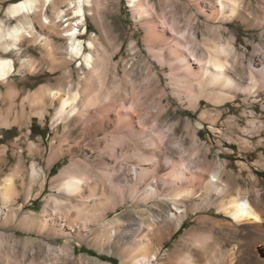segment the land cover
<instances>
[{"label": "bare ground", "instance_id": "obj_1", "mask_svg": "<svg viewBox=\"0 0 264 264\" xmlns=\"http://www.w3.org/2000/svg\"><path fill=\"white\" fill-rule=\"evenodd\" d=\"M127 1L129 31L118 15L99 14L96 0H66L70 15L62 28L64 10L53 9L52 16L42 12L53 0L7 5L0 19V82L23 72L53 76L58 83L21 98L29 112L20 110L17 117L24 129L20 137L28 140L32 116L41 124L49 119L53 130L47 145L41 136L27 141L28 173L32 179L44 177L34 197L51 167L68 162L50 178L53 192L34 215L23 212V205L11 208L18 194L10 174H3L7 152L0 147V231L15 217L19 228L41 237V246L46 238L64 237V245L70 238L85 239L122 264H264V192L258 177L244 161L234 169L219 152L211 165L201 163L202 144L189 152L175 137L178 122L160 120L165 111L179 113L174 102L182 108L186 101L192 111L201 99L211 102L217 106L213 123L239 98L260 101L264 108L262 46L255 45L247 60V82L237 72L231 34L215 48L199 37L201 22L226 30L232 20L260 27L264 34V18L253 15L246 0H158V8L153 0ZM87 17L97 31L87 30ZM74 75V86L64 81ZM6 112L0 107V129L10 127ZM247 114L255 117L253 111ZM185 125L193 124L186 119ZM108 128L110 134L100 138ZM260 159L254 164L264 169V155ZM111 181L120 187L117 192L110 191ZM128 200L164 204L161 223H121L118 215L109 217ZM186 221L191 223L181 235L183 249L163 250Z\"/></svg>", "mask_w": 264, "mask_h": 264}, {"label": "rangeland", "instance_id": "obj_2", "mask_svg": "<svg viewBox=\"0 0 264 264\" xmlns=\"http://www.w3.org/2000/svg\"><path fill=\"white\" fill-rule=\"evenodd\" d=\"M16 1L19 0H0V19H4L7 5ZM153 1L157 8L160 7L158 0ZM53 2V6L44 5L42 12L45 15L52 16L54 14L52 12H55L53 9L64 10L62 13L64 17L60 28L65 27V24L68 22L64 20L70 15V10L67 9L65 3L66 0H53ZM164 4L165 6L171 5V3L167 1ZM245 4L251 12L253 11V15L264 18V0H246ZM96 7L101 15H118L116 17L120 18L126 31H129V27H132L130 19L131 11L127 0H96ZM116 17L115 19L112 17L109 19H113L114 22H117L115 21ZM85 21L89 32L90 30L97 31L96 27L88 17ZM199 29L200 39H205L207 43L211 44V48H215L214 46H219L220 44L223 45L227 37L230 34L232 35V41L236 48V54H232V57L235 59V65L238 70L237 72L243 80L248 82V75L245 68L247 60H249L256 51L254 50L256 49L255 45L262 46L264 50V34L261 33L262 29L260 27L247 28L237 20L228 22L226 24V30L215 28L214 25H206L203 22H201ZM212 29H216L215 32ZM124 41L123 48H125L127 42L126 40ZM198 51L202 54L205 53V46H199ZM15 66L18 67V61H15ZM23 74V72L17 73L10 77L6 82H0V107L4 106L7 111L6 113H9L10 115V117L8 115L10 127L0 129V147L5 146L7 152V163L4 166L3 174H10L9 177L11 176L10 179H12L15 187V194H18H16V201H14L11 208L13 206L16 208L19 205H23V212L28 211L37 215L46 205V200L49 198L50 192H53L49 183L50 178L58 172L59 168L67 164L68 161L66 158L64 161H60L51 167L50 171L46 174L41 193L34 197L39 191L44 177H42V175H37L32 179L28 173L30 158L26 151L27 141L32 140L34 142L36 141V138L41 136L44 139V144L47 145L53 134V130L50 127L49 119L41 124L37 117L32 116L27 121V125L30 129L29 138L27 140L20 137L24 129H20L19 123H21V120L17 117L21 112L25 111V114H28L29 112L27 103L21 100L25 93L28 92L33 94L43 85L53 88L58 86V83L52 79L53 76L47 75L46 77H43L32 73ZM72 77L65 78L64 81L67 80L74 86L76 83V77L75 75L73 78ZM253 95L254 94L251 95V98H253ZM234 104L236 105V110L232 107L233 105L231 103H228L225 106L228 108V111L223 112L218 120L213 123L215 114L213 109L217 106L211 102L201 99V103L196 111L188 109L186 107V101H183L184 106L182 105V108H179V105L174 102L173 105L179 113L165 111L161 114L160 120L164 121V123L166 122L168 125H172L174 121L178 122L175 137L182 138L183 144L189 152L195 151V147L198 149L197 142L202 144L201 147H199L198 152V158L201 163H205L206 161L211 165L213 157L217 152H219L221 158L226 160L229 165H232L236 170V162L244 161L249 165L253 174L258 177L259 188L264 192V169L259 168L254 164L255 160H261L260 158L264 155V108L260 101H255L253 103L250 102V100L243 101L241 98L237 99ZM203 111H205V113L201 116V112ZM248 111H253L255 117L248 116ZM229 116H232L233 119L229 120ZM186 119L191 121V124L193 125L187 127L185 125ZM250 121L253 123H250ZM197 122H201L203 126L198 127ZM251 124L252 126H250ZM212 126H215L217 129L215 130L211 128ZM111 130L112 128L104 130V133L101 132L99 137L102 138V136H107V134H110ZM1 135H3V137H1ZM17 137H20L19 141L15 140ZM242 141L245 142L242 144ZM17 146L21 148L19 149L18 147L21 156L16 152ZM241 146L245 147L242 148ZM206 147H209L208 151L205 150ZM15 168L18 172L14 170ZM89 172L91 175H94V172ZM4 175L1 177H4ZM102 179L105 180L106 178L101 177V180ZM110 189L111 192L115 190L117 192L120 187L111 181ZM28 196L30 199L27 201L26 197ZM87 202L88 205L92 203L91 200H87L85 204H87ZM49 204L50 203L47 205ZM159 206L164 208L161 209ZM159 206L153 205L151 202L146 205H136L134 202L128 200L124 206L118 208L117 212H110L109 217L111 218L118 215L121 223L141 222L147 224L156 221L161 223L165 206L164 204H159ZM69 209L70 213H73L72 209L74 208ZM17 221V218L11 217L8 220V225L6 224L0 231V264H122L118 256L110 252L97 251L94 247L92 248L90 243L85 239L77 241L70 238L68 241L69 243L64 245L66 241L64 237H56L55 239L46 238L44 239V242L46 243L41 246L37 243L41 237L33 232L29 233L19 228ZM190 223L191 222L186 221L182 224L181 228L178 229L172 235L170 240L165 243L163 250H182L183 248L181 247L183 246L181 245L183 239H181V235ZM209 243L211 247L214 244L212 239L209 240Z\"/></svg>", "mask_w": 264, "mask_h": 264}]
</instances>
